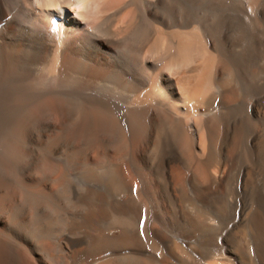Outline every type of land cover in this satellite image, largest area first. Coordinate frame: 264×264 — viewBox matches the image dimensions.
Returning <instances> with one entry per match:
<instances>
[{
	"label": "bare ground",
	"instance_id": "1",
	"mask_svg": "<svg viewBox=\"0 0 264 264\" xmlns=\"http://www.w3.org/2000/svg\"><path fill=\"white\" fill-rule=\"evenodd\" d=\"M0 264H264V0H0Z\"/></svg>",
	"mask_w": 264,
	"mask_h": 264
},
{
	"label": "snow or ice",
	"instance_id": "2",
	"mask_svg": "<svg viewBox=\"0 0 264 264\" xmlns=\"http://www.w3.org/2000/svg\"><path fill=\"white\" fill-rule=\"evenodd\" d=\"M65 2L66 7L70 10H76L82 7L84 0H63ZM53 29L57 27V22L54 19L53 22Z\"/></svg>",
	"mask_w": 264,
	"mask_h": 264
},
{
	"label": "rangeland",
	"instance_id": "3",
	"mask_svg": "<svg viewBox=\"0 0 264 264\" xmlns=\"http://www.w3.org/2000/svg\"><path fill=\"white\" fill-rule=\"evenodd\" d=\"M87 1H89V0H84V2H87ZM55 20H57L58 23H59V19H55ZM59 25H60V23H59ZM59 25H58V26H59Z\"/></svg>",
	"mask_w": 264,
	"mask_h": 264
}]
</instances>
